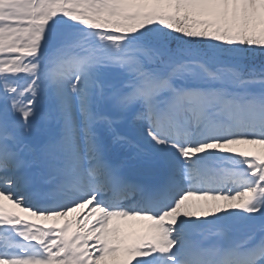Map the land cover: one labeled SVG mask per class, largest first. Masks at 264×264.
<instances>
[{"label": "snow or ice", "instance_id": "obj_1", "mask_svg": "<svg viewBox=\"0 0 264 264\" xmlns=\"http://www.w3.org/2000/svg\"><path fill=\"white\" fill-rule=\"evenodd\" d=\"M0 264H264V0H0Z\"/></svg>", "mask_w": 264, "mask_h": 264}]
</instances>
